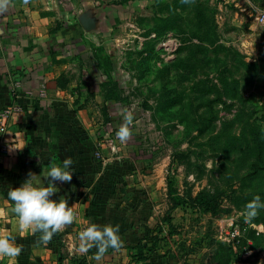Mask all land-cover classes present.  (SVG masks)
<instances>
[{
    "label": "rangeland",
    "instance_id": "1",
    "mask_svg": "<svg viewBox=\"0 0 264 264\" xmlns=\"http://www.w3.org/2000/svg\"><path fill=\"white\" fill-rule=\"evenodd\" d=\"M132 1L129 42L113 49L112 66L124 72L125 112L139 119L137 152L163 180L156 247L136 264H264V225L243 216L255 196L264 201V170L250 174L264 164V0H149L155 15L136 18L141 0ZM200 193L218 198L215 213L191 206ZM236 226L241 236L228 243Z\"/></svg>",
    "mask_w": 264,
    "mask_h": 264
},
{
    "label": "crops",
    "instance_id": "2",
    "mask_svg": "<svg viewBox=\"0 0 264 264\" xmlns=\"http://www.w3.org/2000/svg\"><path fill=\"white\" fill-rule=\"evenodd\" d=\"M132 4L30 0L24 5L11 0L0 14V111L14 102L23 109L9 122L7 152L0 155V235L13 238L23 250L17 258L0 257V264H136V247L157 234L153 225L161 224L157 189L163 180L158 165L149 169L153 158L137 152L139 119L133 116L130 141L117 139L127 113L121 100L126 91L124 72L113 71L112 51L129 42L121 35ZM138 4L141 11L133 12L135 18L155 15L148 10L149 0ZM88 10L99 19V29L89 33L79 22ZM15 83L20 84L17 90ZM67 158L73 160V180L56 182L53 199L64 197L80 219L47 245L39 244L40 233L19 230L7 193L20 187L30 172L38 176V186H47L50 167H62ZM92 224L118 225L124 246L109 249L100 260L95 248L79 252L82 225Z\"/></svg>",
    "mask_w": 264,
    "mask_h": 264
},
{
    "label": "clouds",
    "instance_id": "3",
    "mask_svg": "<svg viewBox=\"0 0 264 264\" xmlns=\"http://www.w3.org/2000/svg\"><path fill=\"white\" fill-rule=\"evenodd\" d=\"M22 2L27 5L30 0H22ZM10 3L11 0H0V14L8 10ZM133 120L134 117L130 112L125 114L124 122L117 132V138L121 143L131 140ZM72 166L71 158L65 159L62 167L53 164L46 174L47 186H38V176L30 172L29 178L20 187L10 189L7 193L8 199L14 204L13 211L18 217L19 230L40 233L37 241L39 244L47 245L57 233L63 232L76 221L73 206H69L64 197L59 201L53 199L58 193L56 182L71 183L73 180ZM261 210H264V201L260 196H255L245 205L243 212L245 221L250 222L256 218ZM79 239L78 251L87 253L95 248L97 260H100L109 249L119 251L124 246L118 225L101 227L92 224L79 234ZM22 250L23 246L17 245L13 238L0 235V257L17 258Z\"/></svg>",
    "mask_w": 264,
    "mask_h": 264
},
{
    "label": "trees",
    "instance_id": "4",
    "mask_svg": "<svg viewBox=\"0 0 264 264\" xmlns=\"http://www.w3.org/2000/svg\"><path fill=\"white\" fill-rule=\"evenodd\" d=\"M157 20L163 21L160 18H157ZM199 20L202 21V17L199 18ZM165 22L169 23L170 26L168 27L170 30H174L177 28V26H175L177 24L176 19L171 18L170 20H165ZM158 34V33H156ZM211 33L210 30L205 31L204 37L202 38L203 42H210L208 40V38H210ZM173 104V103H172ZM260 164L256 163L253 165L252 171H251V176H255L257 171H263L264 170V164L261 165V169L259 168ZM168 196L169 198H171L172 196V189L170 188V183L168 184ZM189 203L191 204L192 207L194 208H198V209H202L203 211L207 212V213H215L219 207V202H218V198L216 196H212L209 194H204V193H200L198 194L196 197H191L189 200ZM183 201L181 199H178L176 201H174V203L172 204V207L169 208V210L167 211V217L165 219V222L168 226V235L172 234V230H173V223H172V213L179 208L180 206H182ZM253 221L261 223L264 225V217H257L255 219H253ZM154 247H156V241H152V243H140L136 249V253L135 255H133L132 260L135 263H140V262H145L149 260V254H151L152 251H154Z\"/></svg>",
    "mask_w": 264,
    "mask_h": 264
},
{
    "label": "built area",
    "instance_id": "5",
    "mask_svg": "<svg viewBox=\"0 0 264 264\" xmlns=\"http://www.w3.org/2000/svg\"><path fill=\"white\" fill-rule=\"evenodd\" d=\"M256 23L257 25H259L260 27L264 28V11H260L258 12V16L256 17ZM20 86L19 83H15L14 84V88L15 90H17V88ZM40 97H45V91H41L40 93ZM22 106L19 105L18 103L14 102L12 103V105L10 107H8L7 109L0 111V155H3L7 152V146L6 143L4 141V135L8 130V125L9 122L13 119V117L19 113L22 112ZM98 159H102V154L100 152H98L96 154ZM76 215V220L80 219V214L79 213H75ZM89 226H84L82 225V231L87 229ZM241 233H240V229L239 227H234V229L228 233L226 235L225 240L228 243H234L235 241H238V239L240 238Z\"/></svg>",
    "mask_w": 264,
    "mask_h": 264
},
{
    "label": "water",
    "instance_id": "6",
    "mask_svg": "<svg viewBox=\"0 0 264 264\" xmlns=\"http://www.w3.org/2000/svg\"><path fill=\"white\" fill-rule=\"evenodd\" d=\"M79 22L86 32H94L99 29V19L92 10L84 12L79 17Z\"/></svg>",
    "mask_w": 264,
    "mask_h": 264
}]
</instances>
